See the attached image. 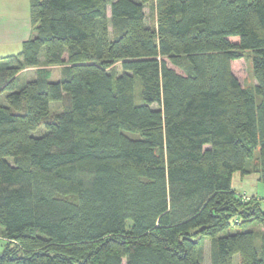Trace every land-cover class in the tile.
Masks as SVG:
<instances>
[{"label": "trees", "instance_id": "16d2710c", "mask_svg": "<svg viewBox=\"0 0 264 264\" xmlns=\"http://www.w3.org/2000/svg\"><path fill=\"white\" fill-rule=\"evenodd\" d=\"M29 8L30 39L0 63V264H202L197 237L214 238L213 264H264V232L260 248L251 231L219 236L237 221L264 226L262 202L233 188L257 150L264 183V0ZM246 52L247 87L231 67Z\"/></svg>", "mask_w": 264, "mask_h": 264}, {"label": "rangeland", "instance_id": "374dc122", "mask_svg": "<svg viewBox=\"0 0 264 264\" xmlns=\"http://www.w3.org/2000/svg\"><path fill=\"white\" fill-rule=\"evenodd\" d=\"M146 13V23L148 26L153 27L155 25V17H154V7L153 4L150 2L149 5L145 7ZM111 12L109 9L108 16L110 17ZM231 41L238 42V38H231ZM19 51L17 49H5L0 50V63L4 59L3 56H7L10 54H17ZM68 60V55H65V63L57 65V70H53L49 81L56 82L58 81L63 74V70L61 68L66 67ZM2 65V64H1ZM169 66L175 69L178 73L184 74V70L175 67L174 65L169 63ZM232 72L237 77L241 85L243 86H254L257 84L255 76L253 74V61L251 55L246 52L245 55L232 62L231 64ZM116 68L120 70V64H117ZM2 70H0V74H2ZM121 72H119L120 74ZM36 78V70H30L29 72L21 71L18 74L17 78V86L16 90H19L22 86L26 83L35 80ZM1 89V88H0ZM142 85L140 79H137L135 82V101L138 105L143 103V98L141 95ZM8 92L3 93L2 95V102H5V96ZM69 99V98H65ZM64 100V101H65ZM64 101H56L50 104V112L52 115L61 114L64 108ZM155 108L157 105L154 106ZM47 133L46 127L42 125L32 134L35 137H42ZM260 165V158H259V150L255 152V156L253 159L248 160L246 164V168L249 170V175L241 176L240 173H236L233 179V188L237 192L236 194L244 201L249 202L251 200L261 201L264 209V183L261 180V175L259 172ZM251 231L257 235V247L260 248L261 246V234L264 231V226L256 223V222H248L246 224H241L240 221L234 223L228 230L222 232L219 236L228 235V234H235L238 232H246ZM199 240L200 245V258L202 264H213V243L214 238L204 237L200 238L197 237ZM8 243L2 233L0 232V251H2L4 245ZM19 245V244H18ZM233 264H240V257L239 255H235L233 258Z\"/></svg>", "mask_w": 264, "mask_h": 264}, {"label": "crops", "instance_id": "0c3cea01", "mask_svg": "<svg viewBox=\"0 0 264 264\" xmlns=\"http://www.w3.org/2000/svg\"><path fill=\"white\" fill-rule=\"evenodd\" d=\"M30 37L31 23L29 0H0V50L17 49L19 51L18 53H20L23 44L27 42ZM17 54H10L3 57L6 58ZM43 61L44 59L41 60L39 66L26 68L23 72H29L35 69L36 77H38L39 72L46 68ZM56 66H49L47 68L53 71L57 70ZM64 68L66 67L61 69L64 70Z\"/></svg>", "mask_w": 264, "mask_h": 264}]
</instances>
